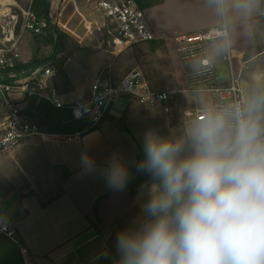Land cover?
Masks as SVG:
<instances>
[{
    "label": "crops",
    "instance_id": "0c3cea01",
    "mask_svg": "<svg viewBox=\"0 0 264 264\" xmlns=\"http://www.w3.org/2000/svg\"><path fill=\"white\" fill-rule=\"evenodd\" d=\"M261 8L263 15L262 1ZM156 10L159 22L153 14H147L148 25L155 35L153 41L169 45L178 61L189 63L192 78L187 83L191 91L174 94L167 104L168 112L141 106L130 96L120 95L96 130L89 134L41 132L0 154V223L15 229L33 264H115L116 234L141 214V205L147 199L142 185L149 180L141 184L136 195L127 187L123 191L110 189L103 170L111 156L119 154L129 167H134L146 132L151 130L162 136L170 132L182 134L204 105L219 104L216 93L204 91L210 86L229 89L234 84L245 98L255 84L264 85V22L258 24L262 39L257 46L238 50L233 66L228 56L230 68L226 78L215 70L216 47L222 40L204 44L201 54L194 58H182L177 53L183 37L211 28H227L226 19L218 14L213 0H163L146 12ZM30 37L24 34L22 38V44L29 42L28 48L32 46ZM203 58L214 70L213 79L196 85L195 76L204 70L200 63ZM52 85L55 88V77ZM58 92L64 103L73 101L71 94ZM10 98L25 116L28 102L23 95L16 92ZM5 101L0 96V123L8 115ZM85 153L95 161L92 172L82 165Z\"/></svg>",
    "mask_w": 264,
    "mask_h": 264
},
{
    "label": "clouds",
    "instance_id": "9594fccd",
    "mask_svg": "<svg viewBox=\"0 0 264 264\" xmlns=\"http://www.w3.org/2000/svg\"><path fill=\"white\" fill-rule=\"evenodd\" d=\"M213 3L227 16L250 14L254 0ZM142 149L135 169L149 177L147 199L116 234L115 264H264V85L240 104L204 105L180 135L146 132ZM82 165L96 167L86 153ZM103 174L114 191L130 178L119 154Z\"/></svg>",
    "mask_w": 264,
    "mask_h": 264
},
{
    "label": "built area",
    "instance_id": "2783aa9c",
    "mask_svg": "<svg viewBox=\"0 0 264 264\" xmlns=\"http://www.w3.org/2000/svg\"><path fill=\"white\" fill-rule=\"evenodd\" d=\"M45 1L48 8L46 13L41 14L35 9L37 0H24V5L15 0H0V96L6 100L8 107V115L0 123V154L41 133L37 125L27 121L17 102L11 100L10 96L16 92L21 93L25 100L37 95L47 99L57 109L68 108L73 119H89L94 126L101 122L120 95L130 96L141 106L163 108L168 112L167 104L174 94L153 90L137 69L123 77H99L91 85L84 102L64 103L52 85L55 77L53 69L43 65L26 67L28 63L23 61L20 47L24 34L41 36L52 28L61 27V9L71 3L87 34L101 40L97 48L111 55L128 46L153 41L155 35L148 25L146 10L140 9L136 0ZM261 1L264 16V0ZM222 32L228 35L226 26L185 36L177 53L182 58H194L201 54L204 44L222 40ZM200 63L204 70L195 76L196 85L213 79L209 61L203 58ZM204 91L218 95L219 104L216 106L240 104L244 100L241 90L234 84L229 89L210 86ZM68 141L72 139L68 138ZM0 232L19 247L24 264H33L28 259V250L21 247L14 228L0 223Z\"/></svg>",
    "mask_w": 264,
    "mask_h": 264
},
{
    "label": "rangeland",
    "instance_id": "374dc122",
    "mask_svg": "<svg viewBox=\"0 0 264 264\" xmlns=\"http://www.w3.org/2000/svg\"><path fill=\"white\" fill-rule=\"evenodd\" d=\"M17 2L21 5L25 3L24 0H17ZM47 8L46 5H43L39 11L35 7L36 11L41 14L46 13ZM61 14L62 26L54 29V31H58L63 35L58 58H65L66 62L62 67V71L55 76V89H58L62 95L71 94L73 97L71 103L84 102L88 98L91 85L99 77H123L120 73L123 74L135 68L142 72L155 91L172 92L175 95L180 91H191L192 87H189L190 84L187 83L192 78L189 76L191 67L188 66V62L178 61L174 56L173 48L169 45L151 49L148 43H138L126 47L116 55H111L107 51L97 48L98 42L101 40H96L87 34L71 3L61 9ZM147 14L150 16L153 14L155 21L159 22V10ZM224 17L227 22L229 44L228 47L223 48L222 42L218 43L216 47L218 64H216L215 70L227 78V72L230 68V63L227 61L228 56H231V66H233L238 50L247 51L250 46H257L262 39L258 31V24L264 22L261 1L254 0L250 14H244L234 9ZM32 38L34 37L32 36ZM32 38L30 37L31 40ZM23 44L21 39L22 59L30 60L34 54V49L31 46L28 48L29 42L27 41ZM209 47V44H207L206 49H209ZM103 48L105 49L106 46ZM51 53L52 49L50 47L43 48L41 51L42 57L47 58L46 62L49 68L52 65L48 62ZM246 53L248 55V52ZM261 58L262 56L256 58L258 61L255 62L259 63ZM51 69L55 72L53 67ZM174 83V86H177L176 88L171 86ZM27 121L30 122L28 119ZM0 234L2 233L0 232ZM21 247L24 248L22 245Z\"/></svg>",
    "mask_w": 264,
    "mask_h": 264
},
{
    "label": "trees",
    "instance_id": "16d2710c",
    "mask_svg": "<svg viewBox=\"0 0 264 264\" xmlns=\"http://www.w3.org/2000/svg\"><path fill=\"white\" fill-rule=\"evenodd\" d=\"M136 2L140 9L147 10L160 5L163 0H136ZM43 5L48 6L45 0H37L36 7L39 11ZM33 37L31 47L34 49V54L26 67L42 65L49 67L46 62L47 58L42 57L41 51L43 48L50 47L52 53L49 56L50 60L48 62L55 69V75L60 73L66 62L65 58H58L62 47L63 35L58 31H54V28H52L45 36ZM148 44L151 49H157L163 43L160 41H150ZM26 101L28 102V108L26 109L25 117L30 122L38 124L37 126L40 132L60 134L69 131H80L83 132L81 135H86L96 130V126L92 125L89 119L75 120L68 108L57 109L45 98L32 95L27 97ZM142 158L143 149L138 154L137 161ZM129 172L130 178L126 187L132 195H136L141 184L149 180V177L146 174L137 173L135 166L129 167ZM0 264H24L19 247L4 234H0Z\"/></svg>",
    "mask_w": 264,
    "mask_h": 264
}]
</instances>
